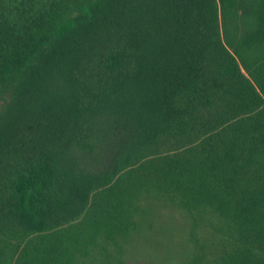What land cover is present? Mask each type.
<instances>
[{"label":"trees","instance_id":"trees-1","mask_svg":"<svg viewBox=\"0 0 264 264\" xmlns=\"http://www.w3.org/2000/svg\"><path fill=\"white\" fill-rule=\"evenodd\" d=\"M137 262L264 264V0H0V264Z\"/></svg>","mask_w":264,"mask_h":264},{"label":"rangeland","instance_id":"rangeland-1","mask_svg":"<svg viewBox=\"0 0 264 264\" xmlns=\"http://www.w3.org/2000/svg\"><path fill=\"white\" fill-rule=\"evenodd\" d=\"M161 207V206H160ZM172 220V218L171 217H169L167 220L165 219V224H166V227L164 228V229H162L163 231H165L166 233L168 232V230H170V228H171V225H170V221ZM159 234V233H158ZM161 237H163V236H161ZM174 247H176V248H178L179 249V246H175L174 245ZM179 251V250H178ZM152 253L150 252L149 253V256H150V258H154V256H152L151 255ZM164 254V253H163ZM157 262H159V260H157ZM128 264H131V263H128ZM135 264H148V263H145V262H137V263H135Z\"/></svg>","mask_w":264,"mask_h":264}]
</instances>
